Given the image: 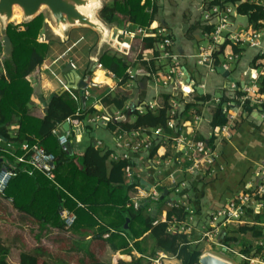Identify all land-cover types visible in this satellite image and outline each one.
I'll return each mask as SVG.
<instances>
[{"label":"trees","instance_id":"obj_1","mask_svg":"<svg viewBox=\"0 0 264 264\" xmlns=\"http://www.w3.org/2000/svg\"><path fill=\"white\" fill-rule=\"evenodd\" d=\"M226 4L233 8L234 13L231 16L233 20L238 21V17H245L246 21L253 24L256 30H264V7L262 5L248 0H203L205 10H209L213 6L224 8ZM157 9L158 5L153 0H144L143 3L142 0H111L105 4L99 14L108 23L117 22L137 27H149L153 24ZM43 25V13L27 22L8 23L6 34L11 42V56L4 55L0 64V146H2L1 144L5 145V141L12 142L18 147L24 141L29 144L37 142L47 152L54 155L52 166L54 179H49L44 172L37 169L29 173L26 170V164L16 162L15 157L0 150V154L5 155L10 162L9 165L13 164L12 167L16 171V174L10 177L5 192L0 194V197L9 199L14 209L25 212L39 222L37 232L31 229L29 235L26 234L29 238L23 234H13L21 244L18 264H108L98 257L107 247L112 251H119L131 256L130 260H119L118 264H149L150 258H154L157 252L177 257L181 264H198L201 250L199 245L191 242L193 237L181 232L172 233L167 229L173 217L179 220L185 219L188 210L184 207H171L166 211V220L160 221L156 214L158 211L148 210L146 205H141L138 208L126 206L130 192L135 185V183L129 182L124 172L128 161L109 160L110 153L114 148L97 146L93 143V131L96 127L95 124L85 123V118L88 115H100L101 112L94 107L85 106L83 109L79 90L67 89L60 94L53 93L48 100L45 114L41 118L29 113L28 106L34 94V86L28 77L40 68L45 60L49 44H51L40 37ZM204 25L206 26L203 27V31L213 30L214 24L205 23ZM168 38L171 43L174 41L171 35ZM135 42L139 45L137 57L141 61V66L151 76L152 73L158 71L154 65V58L146 61L143 59V55L146 50H149L152 51V56L156 57L157 41L146 36L136 38L133 43ZM171 43H165L163 49L172 54ZM226 44L227 42L222 45V48ZM231 49L233 53L243 54L245 46L240 47L232 43ZM221 53L223 50L215 52L214 55L217 56ZM240 58L241 56L237 60ZM99 62L104 69L113 73L119 87L131 86L134 79L126 72L128 64L123 56L105 51L100 56ZM263 66L264 52L255 51L250 58L249 68L255 70ZM86 75L89 76L87 71L83 73V77ZM104 75V72L95 69L92 79L99 83ZM87 82V90L90 91L93 89L91 79H88ZM261 83L264 85V75ZM127 90H120L113 94L106 92L100 100L104 106H112L122 113H126ZM167 93L163 91V107L151 110L147 106L143 113H140L137 108H133L131 113L132 116H135L134 121L129 122L128 119L119 122L107 121V129L113 131L117 128L122 130L166 128L168 110L170 109V95ZM239 93L240 91L237 90L236 95ZM209 99H211L210 95H199L196 92L193 103H186L183 112L195 110L196 113H201L200 108L197 109L198 101L206 102ZM225 99V97L219 98V104L207 116L212 129L208 141L212 145L216 138V128L228 122L226 115L221 111V104ZM244 110L245 116L251 115L252 107L248 103ZM185 117L188 115L185 114ZM66 119L71 121L69 140L74 139L75 127L78 122L84 123L85 135L88 136L89 142L83 150L68 149L66 145L59 144L53 130ZM14 124H17V129L12 134L9 131V126ZM243 126L246 127V119L240 115L235 118L231 126V137L235 135L236 130L240 132ZM256 128L257 132H249L248 129H245L243 136L264 141V120L258 123ZM207 136V134L200 135L198 139H205ZM155 147L151 150V154ZM14 151L17 156L22 154L21 149ZM218 162L223 165L221 171L211 178H197L193 184L196 195L195 214L202 209L201 204L203 203L200 199L203 198L206 191L214 187L213 199L215 200L210 202L213 203L211 207L216 209L227 196L249 180L254 168V165L246 159H237L235 151L225 141ZM233 165L246 172L239 176L236 188L229 190L224 186L228 182L234 181L232 174L227 176ZM196 182L197 185L202 182L199 188L196 186ZM171 188L169 193L175 190V186ZM227 189L228 191H226ZM186 197L189 202L193 199L187 194ZM164 200H166V196L162 199L158 197L154 202V208L160 209ZM147 204L149 205V203ZM63 209L72 212L75 216L70 226H67L61 217ZM126 218L130 219L128 231L123 230ZM258 219L262 220V216H258ZM49 227L63 231L61 235L51 236L52 245L43 244L40 239V236L45 230L47 232ZM229 228L230 230L227 232L231 235L225 240L236 241L239 236L248 239L250 236L254 237L260 234L249 225H230ZM233 233L237 235L234 236ZM148 240L153 241L150 251L145 245ZM57 250L74 253L66 254L70 255L66 257L57 253ZM79 253L82 255L77 256ZM8 254L9 246L0 237V264H9ZM117 257L119 255L115 256V258ZM240 264L248 263L241 262Z\"/></svg>","mask_w":264,"mask_h":264},{"label":"built area","instance_id":"obj_2","mask_svg":"<svg viewBox=\"0 0 264 264\" xmlns=\"http://www.w3.org/2000/svg\"><path fill=\"white\" fill-rule=\"evenodd\" d=\"M248 1L255 2L264 7V0ZM143 2L144 0H142ZM196 3H198V10L203 13V24H214V28L210 32H198L202 38L205 37L207 39V44L199 45L198 54L190 55L188 63L197 56L194 64L198 63L211 67L212 63L216 60L213 53L218 50L219 39L221 38L223 41L226 39L229 41L230 53L226 57L223 56L221 59H218L227 69H230V65L226 58L230 61L236 59L239 55V53H233L231 49L232 43L240 47L244 45L254 47L259 53L264 52V32L256 30L254 25L247 21L233 20L231 16L234 11L230 5L226 4L224 8L213 6L211 9L205 10L203 0H196ZM153 26L152 24L149 27L139 26L136 29L124 28L119 34L131 40L136 35H139L141 38L146 36L152 37L157 41L158 46L163 47L165 42L169 41L170 38L168 37L171 34L164 27ZM63 56L61 55V57ZM164 56L170 59L174 58L172 60L174 66L169 68L165 73L161 71L152 73L151 77L153 75H160L161 78V84L156 92H153L150 97L147 93H144L137 104L130 103L127 105L126 113H122L120 110L114 108L117 110L115 116L100 111V115L96 114L89 119L90 123L95 125L100 123V121H104L105 124L107 121H124L127 120V117L123 115H129L133 108H137L140 113H143L147 106L151 110L163 107L164 103L159 106L153 100L158 95H163V91L168 92L167 94L170 95V109L168 110L166 128H154L152 130L169 129L171 131L173 140L175 141L172 154H166L164 149L159 146V142L161 141L159 136L155 135L147 141L142 140V136L147 129H119V134L115 139L114 144L117 146L110 153L109 159L112 161L127 160L128 164L124 168L125 175L130 183H135L126 206L138 208L141 205H146L147 209L150 210V204L156 202L163 191L167 190L164 195L168 199L167 204L172 207H184L188 210V215L185 219L179 220L173 217L167 229L172 233L181 232L192 236V243L197 245L203 244L200 256L205 253H211L229 261L231 264H233L232 259L235 258L239 259L237 264L241 262L264 264V162L258 165L249 180L226 198L215 210L205 211L201 209V211L195 214L194 199H191V202H189L186 194H180L181 188L189 186V180L187 179L190 177L189 175H193L195 179L203 178L204 176H214L218 171L223 169V165L218 162L220 154L216 146L231 139V126L235 118L245 115L244 107L246 103L252 107V112L259 113L260 117L264 120V85L261 83L262 76L264 75V66L255 70L252 69L249 76L244 75L241 79L237 78L236 81L239 83L237 86L234 82H230V95H227L221 104V111L226 115L228 122L216 128V138L212 145L208 141L212 129L209 125L210 120L206 114L202 112L196 113L195 110H189L187 113L183 112L184 105L194 101L192 94L195 91V81L190 78V73L185 68L182 69L180 67L177 56H173V54L167 51L164 52ZM70 62L73 68H75L73 62ZM96 68L103 69L101 63H98L93 69L92 74ZM137 70L128 66L126 72L131 78L135 79L137 74H139ZM103 71L105 75L114 76L109 70L103 69ZM148 74L150 76L149 72ZM91 82L92 85L98 84L93 80ZM224 87L227 88V86ZM237 90L240 93L236 95ZM88 93L89 91L86 89L85 95ZM209 101L216 105L219 104V98L217 97ZM130 106L131 108L129 109ZM185 114L188 117H185ZM210 114L211 112L208 115ZM66 121L69 124L67 130L59 131L58 128L53 130L59 144L62 146L71 141L69 140L71 136V121L69 119H66ZM204 122L208 127L207 138L193 139L192 134L197 131L198 124ZM5 142L4 147L0 146V150L9 153L5 148L13 146V143ZM93 143L97 146L102 145L100 139H94ZM154 147L155 150L151 154L150 152ZM20 148L22 154L15 157L16 162L26 164V170L29 173L37 169L44 172L49 179H54V172L52 170L54 155L52 153L47 152L37 142L29 144L24 141L20 144ZM0 157L2 156L0 155ZM138 167H140V174L137 175L135 171ZM179 172L189 175L182 180H177L176 174ZM15 174L16 171L12 166H2L0 168V194L5 192L10 177ZM177 182L179 183L177 184ZM174 186V191L178 193V198L169 195L168 191ZM183 197L185 200L182 201L181 198ZM159 216H161L160 221L166 220L165 213L163 215L160 213ZM258 216H262V220H259ZM61 217L67 226H70L75 218L74 214L66 209L61 211ZM230 225H249L254 227L260 234L254 237L250 236L248 239L239 236L236 241L232 239L225 240L226 237L231 235L227 232V230H230ZM233 235L236 236L237 234L233 233ZM214 250L217 251L215 252ZM165 257L171 256L162 253L158 258L153 259L152 264H163L162 258Z\"/></svg>","mask_w":264,"mask_h":264},{"label":"crops","instance_id":"obj_3","mask_svg":"<svg viewBox=\"0 0 264 264\" xmlns=\"http://www.w3.org/2000/svg\"><path fill=\"white\" fill-rule=\"evenodd\" d=\"M185 1L191 2V3H188V6H187L189 8L187 11L188 20L185 17L181 16L180 14L174 15L172 14V12L167 13L165 11H160L158 8V11L156 12L155 18L153 21V25H154L153 27H156V26L160 28L164 27L168 32H170L171 37L174 40L172 42L173 43L172 45L173 56L178 57L180 67H182V69L185 68L190 73V78L193 81H195V86H194L195 91L192 94V99H195L196 92L199 95L208 94L211 96V99L212 97H217V98H221L223 96L226 97L227 95H230V91L224 87L226 86L225 79L222 84L216 83L217 80L215 79L212 80L210 89H206L207 77L213 72H216L217 74H219L215 69H213L212 67H207L206 65L198 64V63L194 64L195 60L197 59V56H195L192 60H190V63H188L190 59L188 57L192 54L197 55L198 46L206 45L207 39L205 37L202 38L201 35L198 34V32H201L203 30V27L206 26L203 24V13H201L197 8L198 3H195L196 0H193V1L185 0ZM184 27H185V30L182 31ZM136 28L137 26H134L132 29H136ZM124 38H127L126 43H127V47H129L131 39L126 36ZM203 40L205 42H202ZM68 42H65V44H68ZM219 42H221L220 39H219ZM76 43L77 42L70 41V44L66 45V52L58 53L57 55L52 50L53 48H55V46L53 44H49V49L46 54L44 62L41 64L40 68L36 72L29 75L28 79L31 81L32 85L34 86V94L28 106L29 113L31 115L40 117V118L43 117L45 114L46 108H47L48 100L50 99L52 94L57 93L59 89L65 86L67 82V78H69L68 72L63 70L66 63H68L69 61H72L76 68V71L78 70V67L75 65V62L73 61L74 59L72 57L67 56V53L73 49V46ZM126 50L129 51L128 48ZM229 53H230L229 44H226L223 49V54L221 55L220 59L223 56L226 57V55H228ZM74 54L75 53L73 52L72 55ZM61 55H64V56L61 57ZM157 57L158 56L154 57L151 54L147 56L146 54L143 55V58L146 61L152 58H154L155 60ZM226 60L228 61L227 58ZM231 64H232V61H230V65ZM237 66L238 68L234 67L232 70L234 73L231 72V76L235 80L237 78L241 79L244 75L249 76L251 74V69L249 68L250 59L248 60V64L240 62V59H239L237 61ZM134 68L137 70V69H141L142 67L141 68L134 67ZM96 69L104 72L103 69L101 68H96ZM143 69L145 70V68ZM78 73L83 76V73L81 72H78ZM139 75L140 77L139 76L138 77L140 78L141 81H138L139 78L136 77V79L132 81L131 88L128 89L127 93L129 94V99L126 104V109H127V105H129L130 103L137 104L140 101L141 97L144 95V93H147L148 96L150 97L153 94V92L157 91L158 87L161 84V78H159V76L157 75H153L152 77L149 76V74L147 75V74L139 73ZM219 75L221 76V74ZM114 82L116 83V86H117V79L114 76L104 75V77L100 80V82L96 84L95 86H98L101 83L112 85V83ZM199 84L201 87L199 86ZM112 88L107 87L106 89L107 91L108 90L113 91L114 89ZM100 94L101 93H99L98 97H95V96L89 95L88 93L86 95V103H87L86 106L89 108L94 107L103 113L110 114L111 116H115L117 110H115L112 106H104L100 100L101 98ZM153 101H155L159 106L164 103L162 96H157L156 99H154ZM190 103H193V102H190ZM198 104L199 106L197 108H200L201 112L204 114H209L210 111L213 108H215V105H216L210 101L208 102L198 101ZM130 108L131 106L129 107V109ZM92 116L94 115H88L85 118V123L89 124L90 123L89 119H91ZM123 116L128 117V120L130 122L134 120V117L131 116L130 114L129 115L125 114ZM243 117L246 119V127L244 128L243 126L240 132L236 130L235 135L232 136L229 141H225V142H228L230 147L233 148V150L236 153L237 159L244 158L254 165V168L249 177L250 179L253 175V172L258 167V165L264 162V141H261L259 139L245 138L243 136V133L246 131L245 129H248L249 132L251 131L257 132L258 129L256 127L258 126V123L263 121V119L260 117L259 113H254V112H252L251 115L249 116L244 115ZM62 123L59 126H57L59 131L63 130L61 128ZM12 126L15 128V131H16L17 124H14ZM95 127L96 128L93 131L94 139H100L102 141V145H101L102 147L115 148L117 146L114 143H115L116 137L119 134V128L111 131L107 129L104 121H100V123H97ZM75 130H76V135H75V138L71 140L72 141L71 149L74 148L77 151H81L85 148V146L89 142L88 136L85 135L86 128H85L84 123L78 122V124L75 127ZM98 133L101 137H98L97 135ZM207 133H208V127L206 126L205 122L202 124L200 123L198 124L197 131L193 132L192 138L196 140V138L198 139L200 135L205 136V134ZM155 135L160 137L161 141L159 142L160 144L159 146H161L164 149L166 154H172L174 151L175 141L173 140L171 131L169 129H163V130L149 129L145 131L144 135L142 136V140L147 141L150 138L154 137ZM188 136H190V134H188ZM222 143L224 144V142ZM222 143L217 144L216 146V149L219 152V154L222 151V146H223ZM1 145L4 147V144H1ZM9 148H12V149H9ZM9 148H5V149L9 151V153H11L9 155H12L13 157L17 156L14 150L21 149L20 147L15 146V145L10 146ZM139 169L140 167L136 169L135 174L137 175L140 174ZM245 172L246 171L244 170L241 171L238 166L233 165V167H230V170L227 176L229 177L232 174V176L234 177V181L228 182L224 187L228 188L229 190L235 189L236 185L238 184V179L240 178L239 176ZM186 176H188V174L182 173V172H179L176 174L177 180H182ZM228 189L226 191H228ZM213 191H214V187L206 191L203 198L200 199V201L203 203L201 204V207L205 211L211 210V209L215 210V208L211 207L213 203L210 202V201L215 200L213 199ZM229 196L227 197L225 196V197L228 198ZM160 209H163V207L160 206ZM38 225H39V222L37 220H34V217L26 214L25 212L14 209L9 199H4L0 197V231L4 233V238H3V235L0 237L5 242V244L9 246V254L7 256V261L9 264L19 263V253L21 249V244L19 243V240L13 234H23L24 236H27L26 234L29 235V232L31 229L34 232H37ZM45 232L46 230L44 231L42 236H40L42 243L46 245H52L51 236L61 235V232L63 231L62 230L59 231L57 228L49 227V230H47L46 234ZM57 251H59L60 255H63L66 257L70 256L66 254L74 253L72 251L65 252V250H57ZM122 256H125V255L119 254V257H122Z\"/></svg>","mask_w":264,"mask_h":264},{"label":"water","instance_id":"obj_4","mask_svg":"<svg viewBox=\"0 0 264 264\" xmlns=\"http://www.w3.org/2000/svg\"><path fill=\"white\" fill-rule=\"evenodd\" d=\"M87 4H90V6L88 7ZM105 4L106 1L104 0H91L89 3L87 0H0V32L2 34L3 52L6 56H11V42L6 34V28L8 23L15 21L13 19L14 8L18 7L22 11V17L19 22H27L31 20L40 14L43 8H46L51 23L50 30L54 36H60L63 40L68 39L67 32L70 29L77 27H88L97 33L98 38L94 45L93 52L90 55V58L92 57V59L89 63L90 70L93 71L99 63L100 56L105 51L114 49L118 52H122L125 48L123 44L117 41V35L121 30L115 25L106 22L99 14ZM84 5L87 7L89 13L88 16L83 15L79 10V8ZM88 17L90 19H88ZM63 70L68 72L69 78H67L65 86L61 88L62 92L66 89L79 90L81 105L84 109L86 106L85 91L88 87L87 80L89 79V76H81L73 68L71 62L66 63ZM215 70L224 77L229 76L231 81H235L234 78L230 76L229 70L224 66L217 65L215 66ZM137 73L147 74V71L144 69H138ZM60 91L59 93H61ZM61 128L67 130L69 128L68 122L64 121ZM66 146L68 149H71V141H69ZM1 162H5L4 157H0V163ZM166 192L167 190L163 191L162 195H160V199L163 198ZM129 221L130 219L126 218L123 230H129ZM198 260L199 264H231L229 261L211 253L202 254ZM162 263L181 264L177 257L162 258Z\"/></svg>","mask_w":264,"mask_h":264},{"label":"rangeland","instance_id":"obj_5","mask_svg":"<svg viewBox=\"0 0 264 264\" xmlns=\"http://www.w3.org/2000/svg\"><path fill=\"white\" fill-rule=\"evenodd\" d=\"M106 1V3H109L111 0H104ZM193 1V0H192ZM158 2V7L160 11H165V12H172V14H180L181 16L185 17L188 20V15H187V11H188V3L191 2H186L185 0H157ZM41 13H43L44 15V25H43V29L41 31V39L50 42L51 44H53L55 46V48H53L52 50L55 52V54L57 55L58 53H62V52H66V45L70 44V41L72 42H77L74 46L73 49L71 51H69L67 53V56L72 57L75 62V65L78 67V72L84 73L85 71H87L90 75L91 70H90V66L89 63L92 59V57L90 58L91 53L93 52V48L94 45L97 41L98 35L95 31H93L92 29L88 28V27H77V28H72L67 32L68 38L70 39H62L60 36H54L51 33L50 27H51V23L49 21V17H48V11L46 10V8H43ZM16 14L17 16L20 15L19 11L16 10ZM238 21L241 22H246L245 17H238ZM19 21H12V23L16 24ZM113 25H115L119 30H123L124 28H128V29H132L134 26L132 24H119V23H111ZM186 27V26H185ZM185 27L183 28L182 31L185 30ZM124 35H117V41H119L121 44L124 45V49L122 50V52H118L114 49H109L107 50L110 53H116L119 54L121 56H123L128 64V66L134 68H141V61L139 60V58L137 57V50L139 48V45L137 42L133 43L134 40L136 38H139V35L134 36V38L131 40L130 42V47H127V43L126 40L127 38H124ZM141 38V37H140ZM80 40V41H78ZM69 41V42H68ZM65 42H68V44H65ZM202 42H205L204 40ZM165 43H171V41L165 42ZM165 45V44H164ZM171 45H173V43H171ZM157 46V50L155 49V51H157V58L155 60H153L155 62V67L158 69V71L161 72H166L169 68H172L174 65L172 64V59H170L169 57L164 56V52L166 50L163 49V47H160L158 45ZM138 47V48H137ZM128 48L129 51H127L126 49ZM257 51L256 48L254 47H248L245 46V50L243 54H239L238 57L236 58V60L241 56L240 58V62L242 63H247L248 64V60L252 57V55L254 54V52ZM73 52L75 53L74 55ZM152 55V51L146 50L144 52V55ZM4 52H3V41H2V34L0 32V64L2 61V58L4 56ZM66 56V57H67ZM1 67V66H0ZM231 69L234 67H237V63L234 62L230 65ZM245 67V66H244ZM144 67H142L141 69H143ZM232 73H234L232 71ZM159 75V74H158ZM137 77V76H136ZM140 77V76H139ZM137 77V78H139ZM160 78V75H159ZM196 78V76H195ZM136 79V78H135ZM217 80L216 83L222 84L224 82L225 79V84L227 86V90H230V79L229 78H223L221 77L219 74H217L216 72L211 73L207 79H206V89H210V85L212 83V80ZM138 81H141L140 78L138 79ZM132 84V83H131ZM93 89L89 91V95L91 96H95L98 97L99 93L100 97L102 95H104L106 92H110L111 90H106V87H113L112 89H114L113 91H111L110 93H115L117 91L120 92V90H126V89H130L131 86H126V87H119L118 85L116 86V83H112V85L106 84V83H101L98 86L92 85ZM128 92V90H127ZM88 95V96H89ZM159 96V95H158ZM163 96V95H160ZM160 98V97H159ZM128 99H129V94H128ZM87 105V103H86ZM199 109V108H197ZM206 116H208V114H206ZM9 131L10 133L14 134L15 133V128L11 125L9 126ZM78 131V129H77ZM101 134V133H100ZM98 137H101L99 135V133L97 134ZM104 139V138H103ZM105 140V139H104ZM110 144V143H109ZM189 175V174H188ZM190 177L187 178L189 180V186L186 188H181L180 189V194H187L190 198H193L194 201L196 200V195H195V190L193 188V184H195V177L193 175H189ZM210 178V177H208ZM202 183L197 185L196 182V186L200 187ZM206 191V189H204V192ZM171 197H175L178 198V193H176V191H172L169 194ZM167 198V197H166ZM181 200H185L184 197L181 198ZM180 200V201H181ZM168 199L164 200L162 203V207L163 209H155L154 208V203H151L150 207H151V211L153 210H157L158 213H161V215H163L164 213L166 214L167 209L171 208L172 206H170L169 204H167ZM156 213V212H155ZM156 213V214H158ZM161 216H159L158 214V218L160 219ZM6 233V232H5ZM3 235L4 238V233L2 231H0V236ZM145 245L148 248V251H150V249L153 247V241L152 240H148ZM199 248L202 249L203 248V244H199ZM215 252L217 250H214ZM54 253V252H53ZM57 253H59V251H57ZM120 253V252H119ZM118 253L115 251H112L111 249H109V247L105 248L104 252L101 253L98 257L108 263V264H117L118 259L121 258V260H126L128 261L129 257L125 254V256L122 257H117L115 258V256ZM123 253H120V255ZM162 254V252H157L156 256L154 258H150V262L149 264H152L153 259L158 258L160 255ZM217 254V253H216ZM56 255V254H54ZM82 255L81 253H79L77 256ZM11 261V260H10ZM12 262V261H11ZM233 264H237L239 262L238 258L232 259Z\"/></svg>","mask_w":264,"mask_h":264},{"label":"clouds","instance_id":"obj_6","mask_svg":"<svg viewBox=\"0 0 264 264\" xmlns=\"http://www.w3.org/2000/svg\"><path fill=\"white\" fill-rule=\"evenodd\" d=\"M196 3V2H195ZM247 22H248V20H247ZM214 28V27H213ZM202 32H204L203 30H202ZM263 32H264V30H263ZM224 35V34H223ZM225 36V35H224ZM221 40V42H219V44H218V50L217 51H215V52H221L224 48H222V45L225 43V42H227V44H229L228 43V40L226 39V40H222V38L220 39ZM220 46H221V49H220ZM245 46V45H244ZM225 47V46H224ZM214 52V53H215ZM213 53V54H214ZM223 53H221V54H218L217 56H215V55H213L215 58H216V60H215V62L214 63H212V65H211V67L213 68V69H215V66H217V65H222L220 62H219V58L221 57V55H222ZM230 61H232V63H234V62H236L237 63V61L238 60H236V59H234V60H230ZM230 61L228 60V62H229V65H230ZM70 62V61H69ZM100 63V62H99ZM223 66V65H222ZM103 68V67H102ZM75 70H76V68H74ZM104 69V68H103ZM229 70V72H230V76H231V72H232V70H233V68L231 69V67H230V69H228ZM92 72L93 71H91V75H89V79H92ZM137 75H139V74H137ZM82 76V75H81ZM140 76V75H139ZM222 76V75H221ZM223 78H229L230 79V77L228 76V77H224V76H222ZM136 78V77H135ZM235 80V79H234ZM92 81V80H91ZM231 81V80H230ZM232 82H234L235 84H236V86H237V84H239V83H237V81L235 80V81H232ZM87 89H88V87H87ZM67 90V89H66ZM60 91V90H59ZM59 91L57 92V93H59ZM131 92V91H130ZM62 93V92H61ZM60 94V93H59ZM163 97V96H162ZM223 97H225V96H223ZM212 98H214V97H212ZM210 100V99H209ZM208 100V101H209ZM207 101V102H208ZM217 106V105H216ZM215 106V107H216ZM214 109V108H213ZM213 109L210 111L211 113H212V111H213ZM130 115L132 116V113H130ZM245 115H246V112H245ZM134 117V119H135V116H133ZM127 119H128V117H127ZM129 121V120H128ZM134 121V120H133ZM130 122V121H129ZM71 140V139H70ZM71 143H72V141H71ZM67 145V144H66ZM9 154V153H8ZM2 157H4L5 158V162H2L1 164H2V166H6L7 167V165H9V163L10 162H8V160L6 159V157H5V155L4 154H0ZM19 156V155H18ZM15 160H16V158H15ZM220 163V162H219ZM13 164H10L9 166H12ZM204 177H213V176H204ZM203 209V208H202ZM204 210V209H203ZM159 214V213H158ZM197 245V244H196ZM199 245V244H198ZM201 250V249H200ZM118 254L117 255H119L120 253H119V251H116ZM137 254V253H136ZM125 255V254H124ZM129 258V260L131 259V256L130 255H128V254H126ZM138 255V254H137ZM172 257V256H171ZM170 258V257H169ZM119 260H121V258L120 259H118V261ZM118 261H117V264H118Z\"/></svg>","mask_w":264,"mask_h":264},{"label":"bare ground","instance_id":"obj_7","mask_svg":"<svg viewBox=\"0 0 264 264\" xmlns=\"http://www.w3.org/2000/svg\"><path fill=\"white\" fill-rule=\"evenodd\" d=\"M90 1H91V0H87L88 3H89ZM87 6L89 7L90 4H87ZM16 10L19 11V13H20L19 16H17V14H16ZM79 10L81 11V13H83V15H85V16H88V15H89V13H88V11H87V7H86V5H84L83 7H80ZM13 14H14L13 19H14L15 21H20V20H21V17H22V11H21L18 7L14 8ZM88 19H90V18L88 17ZM60 31H61V30H60ZM60 31H58V32H60Z\"/></svg>","mask_w":264,"mask_h":264},{"label":"flooded vegetation","instance_id":"obj_8","mask_svg":"<svg viewBox=\"0 0 264 264\" xmlns=\"http://www.w3.org/2000/svg\"><path fill=\"white\" fill-rule=\"evenodd\" d=\"M153 1H155V2H156V4L158 5V2H157V0H153ZM158 8H159V7H158ZM149 10H150V9H149ZM149 10H148V11H149ZM157 11H158V9H157ZM154 18H155V16H154Z\"/></svg>","mask_w":264,"mask_h":264}]
</instances>
